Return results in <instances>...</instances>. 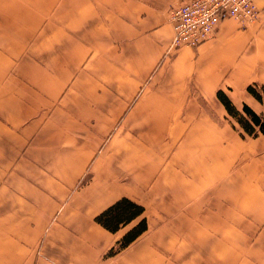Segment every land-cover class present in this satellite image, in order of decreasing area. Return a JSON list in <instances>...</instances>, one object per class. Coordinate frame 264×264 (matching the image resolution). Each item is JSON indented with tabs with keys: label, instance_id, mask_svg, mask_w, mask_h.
Segmentation results:
<instances>
[{
	"label": "crops",
	"instance_id": "crops-1",
	"mask_svg": "<svg viewBox=\"0 0 264 264\" xmlns=\"http://www.w3.org/2000/svg\"><path fill=\"white\" fill-rule=\"evenodd\" d=\"M188 0H0V264H264V0L169 50ZM148 228L114 255L95 215Z\"/></svg>",
	"mask_w": 264,
	"mask_h": 264
},
{
	"label": "built area",
	"instance_id": "built-area-1",
	"mask_svg": "<svg viewBox=\"0 0 264 264\" xmlns=\"http://www.w3.org/2000/svg\"><path fill=\"white\" fill-rule=\"evenodd\" d=\"M258 0H188L169 9L172 26L168 50L197 46L213 37L224 18L243 24L258 16Z\"/></svg>",
	"mask_w": 264,
	"mask_h": 264
},
{
	"label": "trees",
	"instance_id": "trees-1",
	"mask_svg": "<svg viewBox=\"0 0 264 264\" xmlns=\"http://www.w3.org/2000/svg\"><path fill=\"white\" fill-rule=\"evenodd\" d=\"M246 90L264 104V85L252 83L247 85ZM217 97L228 113L236 118L246 134L250 136H257L260 133L264 134V114L255 113L245 104L241 110L236 109L226 94L220 89L217 91ZM114 206H121L126 208L127 211L117 216L109 211ZM143 212L144 207L138 202L128 197H120L95 215L94 220L111 232H115L119 228L135 221L108 250V255H113L125 248L147 229V221Z\"/></svg>",
	"mask_w": 264,
	"mask_h": 264
},
{
	"label": "rangeland",
	"instance_id": "rangeland-1",
	"mask_svg": "<svg viewBox=\"0 0 264 264\" xmlns=\"http://www.w3.org/2000/svg\"><path fill=\"white\" fill-rule=\"evenodd\" d=\"M168 12H169V11H168ZM231 19H232V18H231ZM233 20H234V19H233ZM235 21H236V20H235ZM236 22L240 25L241 28L246 27V26L248 25V23H250V21H248V22H246V23H243V24L239 23L238 21H236ZM217 27H218V26H217ZM170 50H173V49H170ZM168 51H169V50H168ZM142 206H143V205H142ZM143 215H144V212H143ZM144 216H145V215H144ZM145 218H146V216H145ZM146 221H147V219H146ZM134 222H135V221H133V222H131L130 224H128V225H127V228H125V229L127 230V229H128V228H129ZM123 227H124V226H123ZM123 227H121V228H123ZM147 228H148V223H147ZM126 230H125V231H126ZM125 231H124V232H125ZM117 240H118V239H117ZM117 240H116V241H117ZM115 243H116V242H115ZM115 243H114V244H115ZM114 244H113V245H114ZM113 245H112V246H113ZM112 246H111V247H112ZM111 247H110V248H111ZM110 248H109V249H110ZM109 249H108V250H109ZM121 250H122V249H121ZM118 252H119V251H118ZM107 253H108V251H107ZM107 253H106V255H108ZM116 253H117V252H116ZM116 253H115V254H116ZM113 255H114V254H113ZM229 264H234V263H229Z\"/></svg>",
	"mask_w": 264,
	"mask_h": 264
},
{
	"label": "snow or ice",
	"instance_id": "snow-or-ice-1",
	"mask_svg": "<svg viewBox=\"0 0 264 264\" xmlns=\"http://www.w3.org/2000/svg\"><path fill=\"white\" fill-rule=\"evenodd\" d=\"M110 212L115 213L117 216L122 215L127 211L126 208H123L121 206H114L113 208L109 209Z\"/></svg>",
	"mask_w": 264,
	"mask_h": 264
}]
</instances>
